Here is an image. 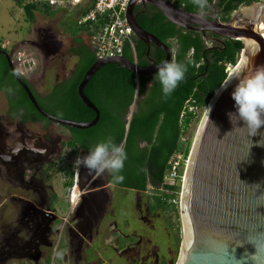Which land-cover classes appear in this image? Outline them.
I'll return each instance as SVG.
<instances>
[{
  "label": "trees",
  "instance_id": "1",
  "mask_svg": "<svg viewBox=\"0 0 264 264\" xmlns=\"http://www.w3.org/2000/svg\"><path fill=\"white\" fill-rule=\"evenodd\" d=\"M14 1L23 8L29 20H34L37 12H44L49 16L55 12L48 4ZM259 1L262 0H208V5L211 7L216 2L217 8L226 15L223 21H228L240 5ZM175 2L178 7H185L187 11L199 12L192 0ZM92 6L93 3L86 7L81 16L88 13ZM135 14L139 25L168 44L178 61L193 62L188 64L185 79L165 99L161 84L154 80L156 73L139 76L118 63L107 64L91 78L84 89L85 94L100 110V121L89 129L71 130L82 140H95L107 132L105 139L112 137L116 144L123 143L127 159L123 170L118 174L125 179L118 183L112 176L113 181L127 189L142 192L152 190L153 194L149 197L152 211L173 209L179 215L180 209L174 201L180 199L182 192L186 160L195 139L193 125L199 122L215 93L228 78L227 66L238 63L244 45L239 40L227 39L225 44L218 45L213 50L207 49L201 32L179 27L151 4H138ZM76 25L78 33L88 35L86 26L78 22ZM76 41V47L72 49V54L78 60L74 73L68 80L53 88L49 96L50 106L44 107L53 115L58 116L59 111L64 110L68 114L66 119L89 122L95 119L96 113L80 100L78 87L98 57L83 39ZM135 47L136 60L129 46L126 47L124 56L133 63L136 61L141 67L151 66L152 62L159 65L166 58L160 48L155 45L148 47L139 39H136ZM0 58L3 60L1 55ZM4 63L5 72L11 77L7 63ZM149 83H153L150 89ZM15 84L19 86L17 82ZM187 101L197 107L199 113L189 111L186 108ZM95 145L91 143L84 147L89 151ZM178 152H182L185 158L179 178L172 184L166 183L170 161ZM177 231L175 245L179 250L182 242L180 226ZM50 261L51 256L47 264Z\"/></svg>",
  "mask_w": 264,
  "mask_h": 264
},
{
  "label": "water",
  "instance_id": "2",
  "mask_svg": "<svg viewBox=\"0 0 264 264\" xmlns=\"http://www.w3.org/2000/svg\"><path fill=\"white\" fill-rule=\"evenodd\" d=\"M138 4L153 5L183 28L239 40L244 45L235 71L225 80L230 81L228 86L218 89L208 106L211 112L208 114L207 108L204 114L186 163L179 199L182 242L176 264H264V251L252 259L257 249L250 242L254 240L264 246V144L260 143L264 141V127L252 136L243 121L233 125L228 116L236 111L231 95L239 82L235 75L246 65L249 70L264 65V0L240 5L226 22L216 13L200 15L177 7L171 0H131L127 18L137 39L148 47L157 46L166 55L164 61H171L170 46L139 25L135 14ZM252 6H257L253 16L242 12L243 7ZM0 53L7 58L12 74L37 111L47 120L70 129H89L100 121V110L84 89L103 66L118 63L139 76L158 71L155 62L141 67L125 56L98 59L78 87L80 100L96 117L89 122H78L44 110L9 53L3 50Z\"/></svg>",
  "mask_w": 264,
  "mask_h": 264
},
{
  "label": "flooded vegetation",
  "instance_id": "3",
  "mask_svg": "<svg viewBox=\"0 0 264 264\" xmlns=\"http://www.w3.org/2000/svg\"><path fill=\"white\" fill-rule=\"evenodd\" d=\"M172 1L177 6L175 0ZM179 8L186 10L185 7ZM204 13H216L221 21L226 16L217 8L216 2L205 9ZM231 16L232 14L230 18ZM52 31H54L52 26L44 31L37 30L35 39L21 40L22 44L13 45L12 52L8 51L10 46L5 44H1L0 48V50L9 53L17 69L15 54L19 51L26 52L23 49L25 46L38 51L41 59H38L36 53L33 55L34 58L28 57L35 64L34 67L40 68L42 72L39 77L40 81L46 78L50 80L51 77L58 82L50 88L48 97L56 85L70 78L77 64L76 62L74 69L66 74L68 58L77 60L72 54V49L76 47V37H73V41L68 44L64 39H61V35L66 37L65 34H67L64 29L58 30L60 32ZM204 37L207 49L212 50L219 47L218 45L225 44L227 40L209 32ZM68 39L69 37H66V40ZM0 55L7 63L11 74L9 77L5 72V63L0 58V191H7V197H2L0 193V204L3 206L7 202L18 203L21 206L22 214L20 224L23 228L27 227L30 233L29 238L24 241H21L17 235L21 230L11 232L5 237L0 245V262L21 254L29 256L36 263L43 260L47 264L51 256L49 264H81L83 262L86 264H110L107 261L104 263L89 262L91 255L88 253L95 245L94 242L103 236V233L105 236L108 234L109 230L105 229L109 225L113 228V233L116 231L118 233L114 236L118 247L117 254L126 263L167 264V258L161 256L159 252L153 256L151 248L149 249L147 243L143 245L142 236L137 232L123 233L121 230H117L116 221L108 223L107 218L115 214L114 201L121 190L135 192L134 200L137 211L142 208L138 195L146 194V192L121 187L113 181L112 175L107 172L97 175L89 173L88 169L82 166H74L78 155L83 156L88 153L84 145L101 142L105 139L107 132L95 140H82L65 126L60 128L67 130L68 134L54 132L51 127L54 122L47 120L37 111L23 86L12 74L7 58L1 53ZM55 65L56 70L53 75H50V68ZM23 77L38 103L46 110L40 101L41 95L33 80L27 76ZM9 88L13 90L11 94L7 91ZM55 178L56 180L60 179L61 189H63L65 198L70 202V205L72 204L70 201L71 192L73 189L78 190L76 207L72 213L63 218L64 220L57 215L53 206L54 202L60 198L56 188L50 184V181L52 182ZM72 182L73 186H71ZM149 209L148 206L147 212ZM140 212L142 213L143 210ZM140 220L147 225L146 215H141ZM59 226H62V229H59ZM61 233H63V238L58 242L54 241L53 237ZM132 236L137 239L132 240ZM111 239L113 240V238ZM46 251L49 252L47 258H45ZM52 251H54L55 257H53ZM58 252L64 253L63 260L57 256Z\"/></svg>",
  "mask_w": 264,
  "mask_h": 264
},
{
  "label": "rangeland",
  "instance_id": "4",
  "mask_svg": "<svg viewBox=\"0 0 264 264\" xmlns=\"http://www.w3.org/2000/svg\"><path fill=\"white\" fill-rule=\"evenodd\" d=\"M70 5L66 6V10L60 9L56 7L53 9L55 12L52 16L45 14L44 12H37L34 20H29L23 10V8L19 7L14 0H0V43L10 46L8 49L9 52L14 50L13 45L15 46L22 44L21 40L35 39L37 30H46V28L53 27L54 31L60 32L58 30L64 29L66 37H69L66 40V37L61 35V39L65 40L68 44L73 41V37L78 34L77 31V12L71 10ZM246 7H243L244 9ZM52 31V32H54ZM85 36V41L88 43V37ZM20 42V43H19ZM23 47V46H22ZM23 49L26 50L28 56L30 58L35 55H38V59H41V56L38 54V51L34 50L32 47L25 46ZM34 58V57H33ZM77 60L73 58H68L66 63V74L70 73L76 64ZM29 67L28 65L25 68L23 65H18V69L21 73L24 71V76L33 80V83L36 86L37 91L39 92L40 101L48 108L50 106L49 97L47 94L50 91V88L54 86L57 81L54 78L50 77L41 80L39 79L42 72L39 67ZM56 70V65L50 68V75L54 74ZM53 111V110H52ZM205 111L202 113V117L197 124L193 125L192 131H194V137H196L197 131L201 124V121L204 117ZM59 117H66L68 114L64 110H60L58 113ZM53 131L58 134H68V131L60 128L63 126L53 124L51 126ZM57 127V128H56ZM59 178H56L50 181L52 187H55L57 192L60 195L59 200L54 204V208L57 211V215L60 218H64L69 214L70 211V202L65 198V193L63 189H61ZM17 192V191H16ZM76 194H78V190L75 189ZM2 197H7V191H0ZM153 194L152 190L146 192V194H139L138 198L141 199L139 204L141 203V207L137 211L135 208V192L121 190L114 201L115 214L114 216H109L108 223L117 222V230H121L123 233L131 234L132 232H137L140 236H142L141 242L143 245L147 243L149 249L153 253H160L161 256H165L168 260L167 264H176L179 256V250L176 249V238L178 236V227L181 228L180 222V213L177 215L175 211L168 210L164 211L162 209H157L152 211L151 209L147 212V207L150 204V195ZM148 200V202H147ZM175 204L179 207V200L174 201ZM150 208V206H149ZM179 209V208H178ZM140 210L143 212L141 213ZM146 215L147 217V225L140 220L141 215ZM21 206L16 202H7L3 206L0 204V245L5 237H7L11 232H15L17 230H21L17 235L20 237L21 241L29 238L30 233L28 228H23L20 224L21 219ZM64 220V219H63ZM23 225V224H22ZM59 229H62V226H59ZM109 230L108 234L105 236H101L93 246V248L88 252L90 253V259L92 263H104L105 261L110 262V264H128L129 262H125L123 258L119 257L117 254V243L116 238L114 236L118 235L117 231L113 233V228L111 226H106V231ZM182 233V229H181ZM134 234V233H133ZM63 238V233L60 235L53 237L54 241H59ZM113 238V240L111 239ZM139 238V237H138ZM123 239V238H122ZM137 239L132 236L131 238ZM53 252V257L54 251ZM52 254V253H51ZM49 252L46 251L45 258L49 257ZM152 256V257H153ZM73 260L75 258H72ZM154 260V258H152ZM0 264H46L43 260H40L38 263L35 262L34 259L29 258V256H23L21 254H17L12 259H7L5 261L0 262ZM81 264H86L85 262ZM105 264V263H104ZM108 264V263H107Z\"/></svg>",
  "mask_w": 264,
  "mask_h": 264
},
{
  "label": "clouds",
  "instance_id": "5",
  "mask_svg": "<svg viewBox=\"0 0 264 264\" xmlns=\"http://www.w3.org/2000/svg\"><path fill=\"white\" fill-rule=\"evenodd\" d=\"M192 3L198 7L200 15H203L204 10L209 7L208 0H192ZM190 63L193 62L191 60L187 62L178 61L175 55H173L171 61H164L157 65L158 71L155 74L154 80H158L161 84L165 99L185 79L188 64ZM14 74L20 75L19 72H15ZM235 79L239 82L236 84L231 95L235 101L236 111L228 113L229 119L233 125H236L239 121H243L248 134L255 136L258 134V130L264 127V65L255 66L250 70L246 65L241 72L235 75ZM229 82L222 84L221 88H226ZM152 85L153 83L149 84V89ZM7 91L10 94L13 92L11 88L7 89ZM210 112L211 107H208V114ZM260 143L264 144V141ZM126 159L127 153L124 144H116L112 137H107L92 147L86 155H78L74 161V166H82L88 169L89 173L97 175L107 172L113 176L116 182L122 183L125 177L118 173L123 170ZM250 242L254 243L257 249L256 255L252 256V259H257L258 254L264 251V246L255 243L254 240ZM57 256L61 260L64 259L63 252H58Z\"/></svg>",
  "mask_w": 264,
  "mask_h": 264
},
{
  "label": "built area",
  "instance_id": "6",
  "mask_svg": "<svg viewBox=\"0 0 264 264\" xmlns=\"http://www.w3.org/2000/svg\"><path fill=\"white\" fill-rule=\"evenodd\" d=\"M82 1L83 0H27V2L44 3L52 7H66L67 4L76 6ZM130 2L131 0H93V6L89 12L79 18L78 24L88 28L90 46L96 53L98 59L122 57L124 56L126 47L129 46L136 60L135 41L137 37L127 18ZM15 56V63L17 66L23 65L27 68L26 66L28 64H30L29 67L33 64L25 51H19ZM134 63L138 65L136 61ZM235 66L232 64L227 66L228 76L231 74L232 70H234ZM22 72L25 73L24 71ZM186 108L191 112L199 113L198 108L193 106L190 101H187ZM185 140L184 138L183 141ZM184 161L185 158L182 152H178L173 156L170 161V169L167 174L166 183L172 184L179 178V171ZM187 161L188 160H186V163ZM77 198L78 195L73 189L70 194V201L73 206L76 205Z\"/></svg>",
  "mask_w": 264,
  "mask_h": 264
},
{
  "label": "crops",
  "instance_id": "7",
  "mask_svg": "<svg viewBox=\"0 0 264 264\" xmlns=\"http://www.w3.org/2000/svg\"><path fill=\"white\" fill-rule=\"evenodd\" d=\"M67 1V0H66ZM93 3V0H83L81 3H79L78 5H76V6H72V5H70V4H67L66 6H68V5H70V6H72L71 7V10H73V11H75V12H77V18H76V21L78 22V20H79V17H81V12L86 8V7H88V6H90V4H92ZM56 7H58V6H54V8H56ZM60 9H63V10H66V8L65 7H59ZM84 35H87V34H83V33H78L76 36H74V37H76V39H83V41L84 42H86L85 41V36ZM78 36V37H77ZM87 37H88V43L87 44H89L90 45V38H89V36L87 35ZM57 201H55L54 202V204L56 203ZM54 206V205H53ZM75 207L76 206H73L72 204L70 205V211H69V214L70 213H72L73 211H74V209H75ZM56 210V209H55ZM56 212V211H55ZM66 217V216H65Z\"/></svg>",
  "mask_w": 264,
  "mask_h": 264
},
{
  "label": "bare ground",
  "instance_id": "8",
  "mask_svg": "<svg viewBox=\"0 0 264 264\" xmlns=\"http://www.w3.org/2000/svg\"><path fill=\"white\" fill-rule=\"evenodd\" d=\"M256 8H257V6H252V7L244 8V9H242V12H244V14L247 15V16H250V15L253 16L255 14V12H256ZM234 71L235 70H232L231 74H233Z\"/></svg>",
  "mask_w": 264,
  "mask_h": 264
}]
</instances>
